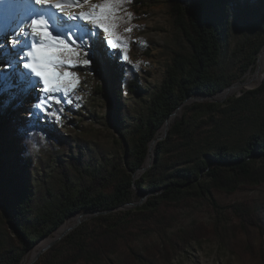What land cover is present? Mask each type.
I'll list each match as a JSON object with an SVG mask.
<instances>
[{
    "label": "trees",
    "instance_id": "obj_1",
    "mask_svg": "<svg viewBox=\"0 0 264 264\" xmlns=\"http://www.w3.org/2000/svg\"><path fill=\"white\" fill-rule=\"evenodd\" d=\"M166 5L172 26L187 46L173 51L159 88L132 119L125 117L127 107L121 101L124 91H136L138 80L134 73L114 68L123 90L116 91V107L101 117L103 124L115 128L109 149L62 133L48 119L41 120L39 112L33 111V121L23 124L16 114L18 94L3 96L0 210L16 243L0 252V264H20L41 239L79 211L96 216L33 264L169 263L197 238L195 234L182 231L166 242L168 250L138 252L130 246L126 259L116 261L110 256L117 254L122 241L129 240L133 227L163 223L160 212L167 205L187 200L215 204L213 190L232 193L264 183V80L224 101L184 105L195 95L212 96L230 87L255 64L264 46V0H166ZM11 13L0 6V27L11 22ZM233 25H253L261 39L253 47L244 36L228 64L218 69L224 37ZM182 105L166 136L158 137L166 120ZM254 106L263 108V113L258 121H251L252 131L245 137V120L249 122L248 111ZM230 114L242 117L231 124ZM39 132L48 138L47 145L38 141ZM153 139H157L154 161L141 171ZM135 187L145 190L147 198L122 210L132 202ZM231 208L240 220V231L255 228L261 238L258 251L246 243L248 252L243 254L253 253L263 260L264 210L257 213L247 202ZM112 210H117L114 216L108 214Z\"/></svg>",
    "mask_w": 264,
    "mask_h": 264
},
{
    "label": "rangeland",
    "instance_id": "obj_2",
    "mask_svg": "<svg viewBox=\"0 0 264 264\" xmlns=\"http://www.w3.org/2000/svg\"><path fill=\"white\" fill-rule=\"evenodd\" d=\"M251 1L254 2V0ZM102 2L103 0H91V3ZM0 6H3V9L7 12H12L10 21L13 16L17 15L12 10L13 0H0ZM32 7L39 6L32 5ZM122 9L119 15L125 17V19L118 21V27L115 31L121 37V44L126 45L124 51L129 57L128 61H124L123 58H117L116 53L113 52L110 56L103 55L98 66L92 65L96 68L95 71L69 69L76 71L79 77V85L70 97L73 102L71 104L62 103L59 106L62 109L59 114L61 117L59 120L49 117L48 121H46L50 122L51 126H54L62 133L70 134L80 141L90 144L93 140L94 144L97 143L104 149H109L113 144L115 128L103 124L104 120L101 117H105L116 107L118 103L116 91L118 89L123 90L122 81L114 76V68H120L126 74L134 73L138 80L139 87L136 91L132 94L124 91V97L121 101L127 107V112L124 114L125 117L132 119L139 110L149 104L151 94L159 88L166 66L171 61L173 51L183 48L181 47L182 45L187 46V43H183L180 33L172 26L169 20L166 0H130V3L126 2L122 5ZM70 10L79 13L80 11H88L89 6L72 5ZM53 11L56 12V10ZM126 13H132L131 19H127ZM56 15H60V13L56 12ZM78 23L82 24L84 22L80 21ZM129 28L131 32L126 31ZM96 31L100 35L95 37L94 46L103 52L101 47L103 34L99 29ZM53 35H56L54 30ZM244 36L249 37L253 47L261 39L253 25L230 26L223 40L218 69H222L228 64L232 51ZM21 40H23V37H21ZM262 49L256 56L255 64L238 81L232 84L236 86L220 101L226 100L232 94L238 96L242 90L252 89L264 80V63L262 66L258 63V57ZM7 59L8 57L0 53V61ZM17 68L20 71H27L22 69V65H17ZM12 72V68L5 67L3 63H0V73H3V75H0V108L3 105V96L5 94L12 95L17 93L19 100L16 114L20 117L23 124H27L34 119L33 105L36 102V95L39 91L37 86L38 78L34 77V75H29L24 81H20L9 75ZM247 81H249L246 85L248 89H244V82ZM223 91L214 96L216 97ZM200 96L202 97V95H195L194 97ZM208 100L212 99L203 96V99L199 101ZM194 101L196 100L194 99ZM9 108L10 105L6 107L7 110ZM248 113L247 120L250 123L244 119L246 122L245 137L252 131L251 121H258L260 116H262L263 108L254 106L250 108ZM227 117L231 124H236L237 119L241 118L242 115L230 114ZM40 119L43 120L42 118ZM0 121H2L1 112ZM36 135H38L37 139L41 144L47 143L46 139L48 138L45 134L39 132ZM12 156H14V153H12ZM38 171H40V168ZM147 196L148 193L145 190L140 191V189L135 187L132 202L145 200ZM213 200L215 204L207 200H187L178 204L167 205L160 212L163 223L159 224L157 222L158 225L149 226L140 224L133 227L129 240L122 241L120 250L117 254L111 255L110 259L116 261L126 259L130 246L138 252H142L145 249H151L155 252H160L162 249L168 250V244L165 246L167 241H173L182 231H190L197 238L192 240L186 249L173 255L171 262L159 261L157 264H264V259L260 258L259 260L253 253L249 255L243 254L247 251L245 248L247 246L246 243H249V246L251 245L252 251H258L261 238L255 228H248L246 233L240 231L242 229L240 228V220L231 208L234 203L247 202L257 213L262 211V209L264 210V183L257 186H244L232 193L213 190ZM125 208L128 207L124 206L121 209L124 210ZM77 213H88L89 216L85 217L80 225H77L67 234L54 241L43 254L52 245L59 242L69 233L78 230L96 216L94 213L86 211ZM116 213L117 210L108 212L111 216ZM228 242L232 243L233 247L230 243L229 245L231 246H229ZM15 243L14 233L5 223L0 210V252ZM29 254L25 255L20 264L27 262L26 258ZM41 255L36 257L31 264Z\"/></svg>",
    "mask_w": 264,
    "mask_h": 264
},
{
    "label": "snow or ice",
    "instance_id": "obj_3",
    "mask_svg": "<svg viewBox=\"0 0 264 264\" xmlns=\"http://www.w3.org/2000/svg\"><path fill=\"white\" fill-rule=\"evenodd\" d=\"M126 2L130 3V0H103L102 3H91V0H13L12 10L17 15L0 27V53L8 57L0 63L12 68L9 75L20 81L29 75L38 78L39 91L33 109L42 119L52 117L59 120L62 112L59 106L73 102L70 97L79 85V77L76 71L69 69L95 71L92 65L98 66L103 55L110 56L113 52L117 58L128 61L124 51L126 45L121 44V37L115 31L118 21L125 19L119 13ZM72 5H88L89 10L76 13L70 10ZM126 17L131 19L132 13H126ZM80 21L84 23H78ZM97 29L103 34V52L94 46L95 37L100 35ZM126 31L131 32V29ZM17 65L27 71L18 70Z\"/></svg>",
    "mask_w": 264,
    "mask_h": 264
},
{
    "label": "bare ground",
    "instance_id": "obj_4",
    "mask_svg": "<svg viewBox=\"0 0 264 264\" xmlns=\"http://www.w3.org/2000/svg\"><path fill=\"white\" fill-rule=\"evenodd\" d=\"M258 63L260 66L264 63V47L258 57ZM255 81V80H254ZM225 91L221 92L219 95H217V98H222L225 95ZM201 97V96H200ZM203 97V96H202ZM194 101V99H188V101L184 104H191ZM197 101V100H196ZM179 107L174 114L166 121V123L162 126L160 129V132L158 134V137H160L164 131L171 126V124L174 122L176 118H178L182 112L183 106ZM161 134V135H160ZM154 144L152 145V151L149 156V160L151 158V154L153 152ZM149 161H147L146 164H148ZM89 216L88 213H74L67 217V219L64 221V223L54 232V234L47 236L43 239H41L34 249L32 250V253L27 256L26 263L23 264H29L31 261H33L37 256L43 254L46 249L56 241L57 239L61 238L65 234H67L69 231H71L73 228H75L77 225H80V223L84 220L85 217Z\"/></svg>",
    "mask_w": 264,
    "mask_h": 264
},
{
    "label": "water",
    "instance_id": "obj_5",
    "mask_svg": "<svg viewBox=\"0 0 264 264\" xmlns=\"http://www.w3.org/2000/svg\"><path fill=\"white\" fill-rule=\"evenodd\" d=\"M248 82H249V81L244 82V85H245V86H244V89H248V87H246V85H247ZM235 86H236V85H231L230 87L224 89V91H225L226 93H225V95H224L222 98H217V97H215L214 95H212V96H207V97H210V99H212V100L220 101V100H222V99L226 96V94H227L231 89H233ZM202 96H206V95H202ZM188 99H195V100L199 101V100H202L203 97H190V98H188ZM188 99H187L185 102H187ZM180 107H181V106H180ZM178 108H179V107H178ZM178 108H177V109H178ZM177 109H176V110H177ZM174 112H175V111H174ZM173 114H174V113H173ZM173 114H172V115H173ZM172 115H171V116H172ZM171 116H170V117H171ZM170 117H169V118H170ZM169 118H168V119H169ZM168 119H167V120H168ZM167 120H166V121H167ZM165 123H166V122H165ZM161 128H162V127H161ZM169 128H170V127H169ZM169 128H167V129L164 131L163 136H166V134L168 133ZM156 140H157V139H153V140L150 142L149 155H148V158H147V161H149V162H148V164H147L145 167H142V168H141V171H144V170L146 169V167L150 166V165L152 164V162L154 161V153L152 152L150 160H149V156H150V153H151V151H152V145L155 144ZM147 161H146V163H147ZM140 191H144V190H143V189H140ZM142 201H144V200H141V201H139V202H129V203L125 204V206H126V207L136 206V205L140 204ZM51 244H52V243H51ZM37 257H38V256H37ZM33 261H34V260H33ZM33 261H31L29 264H31Z\"/></svg>",
    "mask_w": 264,
    "mask_h": 264
}]
</instances>
